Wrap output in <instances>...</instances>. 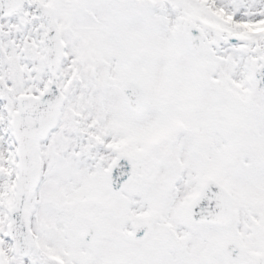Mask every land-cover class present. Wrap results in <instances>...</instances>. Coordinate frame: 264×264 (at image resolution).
<instances>
[{"label": "snow or ice", "instance_id": "snow-or-ice-1", "mask_svg": "<svg viewBox=\"0 0 264 264\" xmlns=\"http://www.w3.org/2000/svg\"><path fill=\"white\" fill-rule=\"evenodd\" d=\"M0 264H264V0H0Z\"/></svg>", "mask_w": 264, "mask_h": 264}]
</instances>
